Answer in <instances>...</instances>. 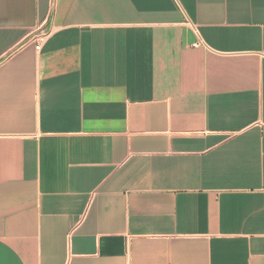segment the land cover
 <instances>
[{
	"label": "crops",
	"instance_id": "obj_1",
	"mask_svg": "<svg viewBox=\"0 0 264 264\" xmlns=\"http://www.w3.org/2000/svg\"><path fill=\"white\" fill-rule=\"evenodd\" d=\"M0 264H264V0H0Z\"/></svg>",
	"mask_w": 264,
	"mask_h": 264
},
{
	"label": "built area",
	"instance_id": "obj_2",
	"mask_svg": "<svg viewBox=\"0 0 264 264\" xmlns=\"http://www.w3.org/2000/svg\"><path fill=\"white\" fill-rule=\"evenodd\" d=\"M50 37V33H47L43 30H38L37 32L31 34L26 40L28 43L35 44L36 50L41 51L43 45L46 43L48 38Z\"/></svg>",
	"mask_w": 264,
	"mask_h": 264
}]
</instances>
